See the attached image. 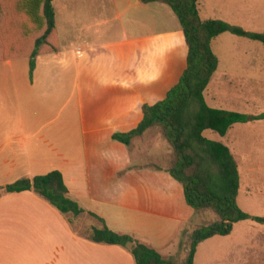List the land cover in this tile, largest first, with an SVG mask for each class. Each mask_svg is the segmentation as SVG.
I'll return each mask as SVG.
<instances>
[{"label": "crops", "instance_id": "crops-1", "mask_svg": "<svg viewBox=\"0 0 264 264\" xmlns=\"http://www.w3.org/2000/svg\"><path fill=\"white\" fill-rule=\"evenodd\" d=\"M54 6L60 50L39 55L33 71L27 57L0 61V186L58 170L87 212L174 256L185 227L208 213L196 216L166 170L131 167L144 139L130 149L114 135L137 128L144 105L164 100L184 74L188 45L178 17L165 3L141 0H54ZM211 82L205 98L218 108ZM73 222L34 191L5 194L0 264H136L129 249L94 242ZM256 223L263 237L255 236L248 250L264 263V223ZM236 225L199 244L194 264L203 244L232 236Z\"/></svg>", "mask_w": 264, "mask_h": 264}, {"label": "trees", "instance_id": "trees-1", "mask_svg": "<svg viewBox=\"0 0 264 264\" xmlns=\"http://www.w3.org/2000/svg\"><path fill=\"white\" fill-rule=\"evenodd\" d=\"M141 1L161 2L172 8L188 45L187 68L164 100L154 105H144V118L137 128L115 134L114 139L131 149L136 139H146L151 133H160L171 150L170 166L144 165L166 170L180 182L186 201L195 209L196 216L212 212L216 219L191 232L188 253L184 260L177 262L174 256H164L130 233L113 231L104 219L87 212L69 195L63 174L58 170L0 186V198L8 193L31 190L49 201L72 222L74 218L88 214L99 225L88 226V230L81 232L82 235L97 243L129 249L136 264H194L197 248L205 240L231 234L234 225L240 221L264 223V217L252 215L238 204L240 165L231 148L204 136L206 130L224 136L236 123L264 119V113L250 117L241 112L211 107L205 98V91L220 63L212 48L213 40L230 32L264 43V33L249 32L222 20H203L199 13V0ZM59 50L54 0H0V61L27 57L33 71L39 55ZM134 166L136 164L131 165Z\"/></svg>", "mask_w": 264, "mask_h": 264}, {"label": "rangeland", "instance_id": "rangeland-1", "mask_svg": "<svg viewBox=\"0 0 264 264\" xmlns=\"http://www.w3.org/2000/svg\"><path fill=\"white\" fill-rule=\"evenodd\" d=\"M57 7L60 18V8L58 5ZM198 7L203 20H222L249 32L264 33V0H199ZM60 30L64 34L65 24L60 23ZM212 48L220 63L209 88V91L219 94V102L211 104L250 117L263 114L264 43L225 32L214 40ZM204 136L221 141L231 148L240 165L238 204L242 210L264 217V119L236 123L224 136L213 130H206ZM134 149L137 154L135 164H158L165 168L170 166L171 150L160 133L149 134L139 143V148ZM140 152L145 156L140 157ZM199 217L192 219V224L185 227L177 244L172 246L175 261L181 262L186 257L191 232L216 219L212 212ZM92 223V219L85 216L74 225L85 232ZM257 226L252 220L240 221L232 236L217 237L206 242L199 248L196 264H264L260 261L256 263L258 259L253 260L248 250L259 234L256 230L261 229ZM261 237L263 236L259 234V239ZM238 245L243 247L239 248L243 253L238 250ZM236 250L239 258L229 256V252L236 254Z\"/></svg>", "mask_w": 264, "mask_h": 264}]
</instances>
